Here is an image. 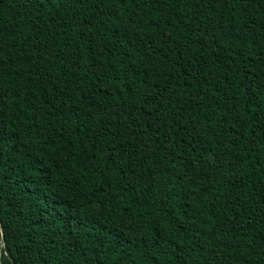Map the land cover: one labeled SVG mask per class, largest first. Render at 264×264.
<instances>
[{"label": "trees", "instance_id": "obj_1", "mask_svg": "<svg viewBox=\"0 0 264 264\" xmlns=\"http://www.w3.org/2000/svg\"><path fill=\"white\" fill-rule=\"evenodd\" d=\"M0 223V264H264V0H0Z\"/></svg>", "mask_w": 264, "mask_h": 264}, {"label": "water", "instance_id": "obj_2", "mask_svg": "<svg viewBox=\"0 0 264 264\" xmlns=\"http://www.w3.org/2000/svg\"><path fill=\"white\" fill-rule=\"evenodd\" d=\"M0 231H1V241H0V245H4L3 228L1 226V223H0Z\"/></svg>", "mask_w": 264, "mask_h": 264}]
</instances>
